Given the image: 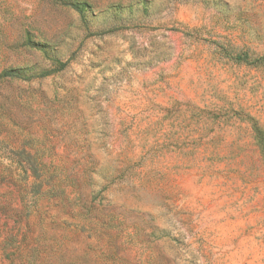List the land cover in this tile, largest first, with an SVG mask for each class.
<instances>
[{"label":"rangeland","instance_id":"obj_1","mask_svg":"<svg viewBox=\"0 0 264 264\" xmlns=\"http://www.w3.org/2000/svg\"><path fill=\"white\" fill-rule=\"evenodd\" d=\"M0 264H264V0H0Z\"/></svg>","mask_w":264,"mask_h":264}]
</instances>
